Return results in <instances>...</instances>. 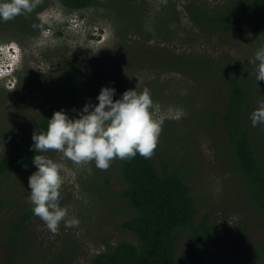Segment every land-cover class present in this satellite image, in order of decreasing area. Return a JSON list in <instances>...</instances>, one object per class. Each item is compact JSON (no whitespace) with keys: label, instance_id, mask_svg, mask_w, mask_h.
I'll return each mask as SVG.
<instances>
[{"label":"rangeland","instance_id":"1","mask_svg":"<svg viewBox=\"0 0 264 264\" xmlns=\"http://www.w3.org/2000/svg\"><path fill=\"white\" fill-rule=\"evenodd\" d=\"M46 1L48 6L39 14L31 12L0 22V49H6L11 42L22 47L21 74L26 67L35 72H54L62 53L90 62V68L97 59H105L101 67L95 64L104 83L89 85L83 91L82 109L86 103H98L96 97L103 86L116 89L114 99L129 89H147L153 101L150 112L154 119L163 121L153 158L161 173L175 155L171 169L188 164L183 171L199 209V220L209 214L215 226L211 264H264V220L223 144L221 123L217 132L212 125L213 115L221 120L228 85L214 72L206 71L208 67H196L197 71H185L182 65L162 67L144 49L168 48L184 55L186 61H205L207 57L248 80L249 123L264 166V124L253 126L250 119L264 103V81L256 80V64L250 62L255 52L264 47V26L257 22L237 23L224 29L204 18V14L218 17L230 13L244 0L139 1L136 11L153 37L136 52L134 66L105 57L116 50L120 41L121 25L115 19V10L89 7L71 11L60 0ZM125 12V20L132 22L130 10ZM168 17L172 20L165 25L163 21ZM36 19L50 28L37 37L24 34L26 24ZM168 29L170 34L165 38L163 33ZM59 75L62 78L63 72ZM18 83L19 78L11 83L0 79V89L11 94ZM6 103L0 105V158L21 150L28 128L36 126L41 116L37 102L28 94ZM175 139L182 140V150ZM48 152L50 159L64 166L60 205L68 208L69 217L79 219V225L65 228L61 223L58 234L53 236L32 214L17 229L22 215L32 211L28 180L36 168L32 165L13 172L0 184V264H93L98 254L120 242L137 243V237L121 227L136 212L119 196L126 184L118 160L114 159L107 170H100L94 161L75 164L60 152ZM187 239L188 230L181 229L179 258L185 255Z\"/></svg>","mask_w":264,"mask_h":264},{"label":"trees","instance_id":"2","mask_svg":"<svg viewBox=\"0 0 264 264\" xmlns=\"http://www.w3.org/2000/svg\"><path fill=\"white\" fill-rule=\"evenodd\" d=\"M139 1L146 0H60V3L71 11L89 7L115 10L118 13L115 19L121 25L118 30L120 41L116 50L109 55L106 53L105 57H109L106 59L111 62L120 64L123 61L134 66L136 52L142 50L147 44L145 41L153 37V33L145 29V22L139 18V12L136 11V4ZM47 6L46 0H39L32 14H39ZM126 10H130L132 22L125 20L128 15ZM204 18L211 24L222 25L224 29L237 23L257 22L264 26V0H244L230 13L218 17L204 14ZM170 20L172 18L168 17L163 23L167 25ZM48 28H50L48 24L36 19L26 24L24 34L37 37ZM159 30L162 33V29ZM169 34L168 29L163 36L166 38ZM132 35L136 38L133 39ZM144 49L153 54L154 59L159 61L162 67L172 69L174 66L182 65L185 71H197L196 67H208L206 71L214 72L228 85V98L223 104L221 122L213 115L212 125L217 132L221 123L225 133L223 144L241 172L247 193L252 197L264 220V166L258 145L255 143L256 137L249 123L248 80L237 71L219 65L217 60L207 57L205 61L200 59L186 61L184 55L176 54L168 48L144 47ZM58 57L59 63L54 72L50 74L35 72L26 67L22 74L21 70L17 74L19 83L14 92L9 94L6 89H0V105H5L6 102L13 103L17 97L22 98L23 94H28L35 99L41 113L37 125L28 128L27 140L21 150L0 158V184L6 176L33 165L32 160L36 153L31 150L32 137L34 134L39 135L47 131L48 119L54 112L64 110L70 118H78L82 110L83 91L89 85L104 83L98 68L105 59H97L90 68L91 63L87 64L78 56L62 53ZM95 64L99 66L97 69ZM214 67L217 70H214ZM61 72L62 78L59 75ZM175 141L182 150L183 147L180 145L182 140ZM179 153L178 157L183 151ZM37 154L48 157L50 152ZM117 160L126 184L119 196L136 212L132 218L124 221L121 227L134 234L137 243L120 242L98 254L93 264H211L210 256L216 243L215 226L212 225L209 214L199 220V209L186 180V172L183 171L188 164L183 163L178 168L171 169V164L176 160L175 155L168 159L166 169L161 173L153 156L146 159L137 154L131 159ZM106 183L109 184V179H106ZM2 204L3 201L0 200V205ZM32 214L30 210L23 214L22 219L16 223V228L20 229L22 222ZM181 229L188 230V239L185 255L179 258L178 238Z\"/></svg>","mask_w":264,"mask_h":264},{"label":"clouds","instance_id":"3","mask_svg":"<svg viewBox=\"0 0 264 264\" xmlns=\"http://www.w3.org/2000/svg\"><path fill=\"white\" fill-rule=\"evenodd\" d=\"M39 0H0V22H7L19 15L31 13ZM22 47L11 42L0 49V79L17 81L21 70ZM257 81H264V47L259 48L254 59ZM116 89L103 86L96 97L98 103H86L78 118H70L64 111H56L48 119L46 132L32 137L31 150L36 154L32 163L36 171L28 180L29 203L32 213L40 218L55 236L61 223L65 228L79 225V219L69 217L67 207L60 205L64 183V166L45 155L54 150L75 164L95 162L100 170H107L114 159H131L139 154L149 159L158 146L162 120L154 119L150 109L153 101L147 89L142 92L126 90L114 99ZM253 126L264 124V103L251 114Z\"/></svg>","mask_w":264,"mask_h":264}]
</instances>
